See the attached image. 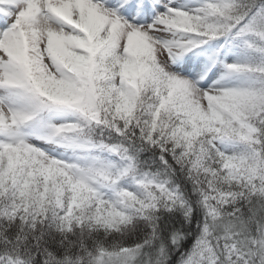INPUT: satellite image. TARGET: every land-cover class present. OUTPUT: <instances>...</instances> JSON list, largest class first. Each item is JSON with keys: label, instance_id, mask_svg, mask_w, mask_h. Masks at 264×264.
I'll list each match as a JSON object with an SVG mask.
<instances>
[{"label": "snow or ice", "instance_id": "6c2138e0", "mask_svg": "<svg viewBox=\"0 0 264 264\" xmlns=\"http://www.w3.org/2000/svg\"><path fill=\"white\" fill-rule=\"evenodd\" d=\"M0 264H264V0H0Z\"/></svg>", "mask_w": 264, "mask_h": 264}]
</instances>
